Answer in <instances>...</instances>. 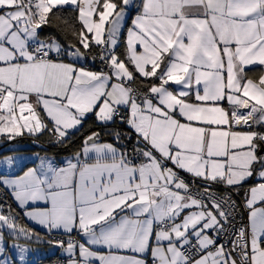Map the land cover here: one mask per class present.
<instances>
[{"label": "snow or ice", "instance_id": "obj_1", "mask_svg": "<svg viewBox=\"0 0 264 264\" xmlns=\"http://www.w3.org/2000/svg\"><path fill=\"white\" fill-rule=\"evenodd\" d=\"M132 4L0 0V134L48 131L64 144L89 113L103 125L126 122L132 133H110L118 142L135 134L129 152L93 131L65 167L42 160L0 184L27 218L69 235L47 240L68 264H264V207H255L264 204V74L246 71L264 66V0H143L121 55ZM69 10L79 28L59 15ZM53 18L75 43L41 38ZM94 48L106 70L79 66ZM182 171L202 181L195 193ZM250 179L249 227L229 233L237 205L213 185L238 190ZM6 234L21 264L29 248L18 241L44 239L0 204V255Z\"/></svg>", "mask_w": 264, "mask_h": 264}, {"label": "crops", "instance_id": "obj_2", "mask_svg": "<svg viewBox=\"0 0 264 264\" xmlns=\"http://www.w3.org/2000/svg\"><path fill=\"white\" fill-rule=\"evenodd\" d=\"M142 4H143V0H133L132 6H130L129 9H128V17H126L125 24H124V26L122 28V32L126 28L124 41L126 39L127 28L131 26V19L139 11L142 10ZM120 42H121V39H120ZM124 46H125V44H124ZM81 63H82V61L80 62V64ZM79 66H81V65H79ZM256 67L261 68L262 69L261 74H264V66H260V65L248 66L246 68V71L248 69L256 68ZM250 78H253V77H250ZM171 88L178 90V86H176V85H171ZM190 102H195L194 101V97L191 98ZM222 106L228 107V105L226 103H224ZM91 114L92 113H89L88 116H90ZM95 120H96V118H95ZM96 122L102 124L101 122H99L97 120H96ZM127 127L132 132V129L128 126V124H127ZM81 128H82V126H80L79 130ZM254 128H255V130H261V128H259L258 126H254ZM72 131H73V133L77 132L76 130H72ZM39 134H41V133H38V135ZM32 136L33 135H30V134L25 132L24 135L18 136L15 139L9 140L6 135L0 134V148L4 149L5 151H14V150L18 151V150L23 149V148H21V146H18V144L29 143V144H31L29 148H31L33 146L34 147L41 146L37 141H35L34 137H32ZM31 142H33V144ZM105 143H107V142H105ZM8 146H11V147L8 148ZM25 152H29L27 154V158L26 159L17 158V157H21V155H22V151H19L18 153L21 154V155H17L16 158L14 157L11 164H9V163L0 164V180H3V179L14 180V179H17V178L23 176L24 173L27 172L29 169H33V168L39 169L40 166H41V161L42 160H45V161L50 160L57 167H65L67 161L73 157L72 156V157L62 158L60 160H56L51 155H47L45 153L40 154L38 151H25ZM5 156L7 157V155H5ZM3 159H5L4 156L0 159V161L3 160ZM28 163L30 165L23 169V167L25 165H27ZM169 166H171V165H169ZM183 173L188 174L186 172H183ZM188 175H190V174H188ZM257 182L258 181L256 179H250L244 185V187H242L241 191H240V189H238L236 191L242 192L244 189L248 190V188L250 186L254 185ZM0 185L8 192L13 204L18 209H20V212H21L20 218H21L24 226L27 227V228L33 229L35 232L40 233V235L44 238L42 242L25 241L23 239L18 241V243H20V244H26L28 246V248H29V251L25 254V261L23 262V264H35V262L38 259L48 258V257H53V256H56V257H58V258H60L62 260L59 264H68L69 257L67 255V253L64 252L63 249H61L58 246H56L55 244L47 243V235L49 234L47 232V230L45 228H43V226L38 225L34 221H32L29 218H27L24 215V210L21 209L18 206V202L15 201V199H14L12 193H11V189L10 188H6L3 184H0ZM245 203H246V197L244 198V205H245ZM45 206L46 205L43 202H38L37 204L33 205V207H40V208H43ZM255 207H264V204H257V205H255ZM186 211H188V210H186ZM247 211H248V227H249V224H250V221H249L250 209L247 208ZM5 232L7 233V231H5ZM51 234L68 235V234L64 233L63 230H55ZM73 234L77 237L78 240H81V236H80V234L77 231L74 230L71 233V235H73ZM13 242H14L13 238L7 236V234H6V237H5V252L3 253V255H0V260L6 258L9 261H11L12 264H21V261L19 259V251L17 249H14V248L11 247ZM149 260H151L150 256H149ZM96 264H98V261L96 262Z\"/></svg>", "mask_w": 264, "mask_h": 264}, {"label": "trees", "instance_id": "obj_3", "mask_svg": "<svg viewBox=\"0 0 264 264\" xmlns=\"http://www.w3.org/2000/svg\"><path fill=\"white\" fill-rule=\"evenodd\" d=\"M59 15L62 16L64 19H66L70 24H74L76 28H79V23L75 20V16H76L75 12L69 10V11H64L62 13H59ZM125 30L126 28L123 30L121 34L120 47L117 49V53L121 55L124 53V50H125V46H124ZM48 36H54L60 43L64 45H67L69 43H75V39L71 35V29L69 28L66 32L64 29L63 20L61 19L53 18V22L51 25L44 26L41 32V38L43 39ZM97 51L98 49L94 48L92 53L88 56L87 60H83L80 65L92 71H99L101 62L99 61V59H96L95 61H93L92 59V55H94ZM63 59L66 62H70L72 58H63ZM261 71H262L261 68L256 67V68L248 69L247 73L249 77H253L254 79H256L260 76ZM146 83L148 82L146 81ZM135 86L139 87L140 86L139 82H137ZM120 115L127 116V111L121 108ZM93 131L100 133V141L112 143L117 148L129 150V149H132L133 144L135 143L134 133L132 134L131 140H128L125 138L119 142L115 139L113 135L110 134L115 131H119L125 134L132 133L128 129L126 122H122L121 120L116 118L114 123L111 122V123H108L107 125H103V124L97 123L95 120V116L91 114L84 120L82 128L79 131L75 132L71 136L70 140H67L64 144L57 143L55 140V137L50 132L43 131L41 134L35 135L34 137L35 141H37L41 146L39 147L33 146L31 148L28 147L25 149L23 148L21 149V151L23 152L24 151H38L40 154L45 153L47 155H51L56 160L72 157L76 152L81 150L83 146L84 138ZM256 131H260V130H256ZM14 151H17V150H14ZM8 152H13V151H5L4 149L0 148V159L3 156L7 155ZM29 165L30 164L28 163L27 165L23 167V169L28 167ZM241 190L242 188H240V191ZM4 203H8L11 206V208L14 210L15 214L18 217V223L24 226L20 218V215H21L20 209H18L13 204L8 192L0 185V204H4ZM5 213L7 212L5 211ZM57 235H60V234H48L47 240L49 239L53 240L52 236L55 237ZM57 258L58 257L56 256L48 257V258H41V259H38L35 262V264H37L39 261H44L45 263L50 262Z\"/></svg>", "mask_w": 264, "mask_h": 264}, {"label": "built area", "instance_id": "obj_4", "mask_svg": "<svg viewBox=\"0 0 264 264\" xmlns=\"http://www.w3.org/2000/svg\"><path fill=\"white\" fill-rule=\"evenodd\" d=\"M53 55H55L53 53ZM100 70H106L104 69V66L101 64L100 65ZM119 119V117H117ZM120 120V119H119ZM255 130V128H254ZM129 152L131 151V149L128 150ZM181 176L186 180V182H190L192 185V192L195 193L200 185L202 184V181H200L199 179H194L193 177H186L184 175L181 174ZM213 190L216 192H219L220 194H225L226 192L230 191L231 197L232 199L236 202L237 205V209H236V213H235V219L233 221L234 227L229 229V233H233L236 230H238L241 227H245L248 228V211L247 208L244 205V198L246 197V192L247 190L244 189L242 192H238L236 190H229L227 189L224 185H213ZM4 205V210L7 212L8 203H4L2 204ZM15 214V212H14ZM69 238V235H57V236H52L53 240H64L67 241ZM72 238L77 239V237L75 235H72ZM230 239V236H225L223 234H221V236L218 239L219 243H225L227 244L228 240ZM62 260L60 258L54 259L50 262H44V261H39L37 264H59Z\"/></svg>", "mask_w": 264, "mask_h": 264}, {"label": "rangeland", "instance_id": "obj_5", "mask_svg": "<svg viewBox=\"0 0 264 264\" xmlns=\"http://www.w3.org/2000/svg\"><path fill=\"white\" fill-rule=\"evenodd\" d=\"M128 17V16H127ZM126 33V32H125ZM122 34V33H121ZM120 39H121V37H120ZM124 109V108H123ZM126 110V109H125ZM127 111V110H126ZM127 115H128V111H127ZM109 123H111V122H109ZM35 135H38V134H35ZM35 135H33V137H35ZM100 143H105V142H103V141H99ZM32 144H33V142H31ZM107 143H109V142H107ZM13 145V144H12ZM30 145L31 144H29V143H23V144H18V146H21V148H28V147H30ZM23 146V147H22ZM3 147V146H2ZM11 146H8V148H10ZM116 147V146H115ZM19 151H21V150H18V151H13V152H8V154H7V157H12V158H16V156L17 155H21V154H19L18 152ZM29 152H23L22 151V155H21V157H17V158H19V159H26L27 158V154H28ZM5 158H6V156H4ZM5 163H7L6 162V160L5 159H3V160H1L0 161V164H5ZM181 174L182 175H184V176H186V177H192V176H190V175H188V174H185V173H183V172H181ZM5 231H7V230H5Z\"/></svg>", "mask_w": 264, "mask_h": 264}]
</instances>
